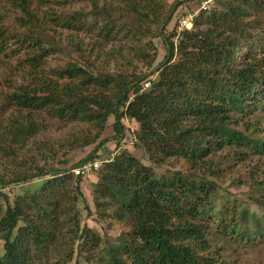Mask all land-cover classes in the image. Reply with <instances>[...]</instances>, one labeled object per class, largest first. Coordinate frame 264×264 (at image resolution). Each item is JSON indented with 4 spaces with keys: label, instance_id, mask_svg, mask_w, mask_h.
<instances>
[{
    "label": "trees",
    "instance_id": "1",
    "mask_svg": "<svg viewBox=\"0 0 264 264\" xmlns=\"http://www.w3.org/2000/svg\"><path fill=\"white\" fill-rule=\"evenodd\" d=\"M89 1L95 15L107 18L104 32L124 25L140 36L162 37L168 52L151 75L94 72L79 61L49 67L48 57L62 50L48 26L58 21L55 14H36L25 0H14L23 12L16 28L5 24L0 12V56L16 58L7 101L26 112L12 117L8 127L0 124V165L5 159L12 165L10 173L0 176V264H232L221 260L222 248L213 243L216 234L230 233L239 241L264 238V170L261 177L256 165L249 172L255 183L251 188H256L250 199L258 216L248 219L236 202L231 211L212 204L216 180H224L234 162L264 156V123L250 119L264 113V0H215L209 10L194 15L192 29L182 30L178 44L163 31L181 1L163 15L159 0H117L116 6L111 0L103 6ZM77 50L84 56L82 47ZM154 61L152 57L148 66ZM156 73L158 79L149 80ZM42 113L97 129L90 137L72 127L78 136L67 142L70 148L95 143L109 118L114 119L113 134L75 164L59 158L51 167L47 160L54 159L53 150L43 151L48 128L37 119ZM123 118L138 125L132 147L146 153L155 167L166 165V175L157 177L127 148L113 158L101 156L104 144L114 140L120 145ZM28 139L43 152V165L38 158L20 156ZM226 150L229 154L220 157L218 152ZM103 160L101 169L72 173ZM68 172L76 179L72 198L80 195L84 202L81 182L99 173L93 208L85 207L97 222L106 223L103 235L81 224L76 203L61 202L68 194L62 185ZM39 178L46 180L14 200L3 192ZM228 180L243 185L237 178ZM216 215L220 222L206 223ZM112 231H117L114 238L108 235Z\"/></svg>",
    "mask_w": 264,
    "mask_h": 264
},
{
    "label": "rangeland",
    "instance_id": "2",
    "mask_svg": "<svg viewBox=\"0 0 264 264\" xmlns=\"http://www.w3.org/2000/svg\"><path fill=\"white\" fill-rule=\"evenodd\" d=\"M31 11L39 15H44V12L55 14L58 21L55 23L50 21L48 26L52 30V35L62 46V50L56 54H52L48 57L49 67H59L66 63L79 61L81 64L91 67L94 72H109V73H125V74H135L141 76L147 74L155 69L160 62L164 61V58L168 52L167 46L163 41L162 37L153 38L151 36L136 34L133 30H130L124 25H117L110 33L104 32V26L107 23V18L104 15H95L93 13V7L89 0H25ZM105 0H99V6H103ZM180 2L181 5L173 12L172 18L169 24L164 28L163 34L167 39L173 40L175 44H178L181 38V32L184 30L180 28L178 20L182 17L184 12L189 10H195L194 12L199 13L197 0H159L157 2L160 14H167L171 5L175 2ZM14 0H1L0 1V12L4 16V23L18 28L19 24L17 18L23 15L22 10L13 4ZM115 6L119 3L117 0L110 1ZM50 11V12H49ZM52 20V19H51ZM156 30L157 25L153 26ZM186 29H192V25ZM175 37H174V36ZM80 46L84 50V56H80L77 47ZM101 47V48H100ZM94 50L92 55H90V50ZM105 53H111L110 56H106ZM177 51H175V58L177 60ZM155 57V61L151 66L148 63L151 58ZM0 62L3 63L0 67V124L8 127L12 124L11 118L16 116H23L25 111L18 112L15 107L10 106L7 101V90L8 83L11 80H15L14 64H16V58L0 56ZM94 64V65H93ZM93 65V68H92ZM151 75V74H150ZM13 77V78H12ZM157 73L150 76L149 80H157ZM10 90H8L9 92ZM264 114V113H263ZM262 113H257L251 115L250 119L254 121H261L264 123V115ZM36 116V115H34ZM37 119L44 120L47 125V133L45 134V145L43 146V151L49 152L51 148L53 150L54 159L47 160V162H53L50 164L51 167L56 166L57 160L60 158L68 159L69 165L75 164L82 158L86 157L90 152H92L97 143L103 139L112 136L113 128L112 124L114 119L109 118L105 123V127L100 132L98 139L93 144H89L86 147L77 146L75 149L70 148V144L67 143L71 140H75L71 128L79 131L80 134H88L90 137L94 136L97 129H94L91 124H81V123H69L62 122L56 119L49 118L45 113L41 115L38 114ZM125 126V136L120 140V145H116L114 140L104 144L100 149L101 156L106 158L109 155L111 158L120 154L122 148H127L131 150L137 157L141 159L143 164L152 167L155 175L157 177L164 175L166 165L162 168L155 167L154 163L151 162L149 156L142 152L141 150L134 149L133 142H135L138 130L137 123L131 121L129 118H123L122 120ZM78 133V134H79ZM78 135H76L77 138ZM34 141L28 139L24 148L20 151L21 157L29 158L35 157L39 159L37 164L43 165L45 160L42 159L43 152L38 149L37 146H33ZM66 144V145H65ZM64 146V147H62ZM51 147V148H50ZM46 148V149H45ZM42 149V148H41ZM220 157H224L229 154V151L218 152ZM56 154V155H55ZM8 161L9 159H5ZM3 160H0L2 162ZM5 163L0 165V176L7 175L10 173L8 170L10 168V163ZM12 161V160H11ZM10 161V162H11ZM251 161V162H250ZM105 160L100 162L99 169L103 167ZM256 165L257 176L261 177L262 171L264 170V156L254 159L247 158L244 161L237 162L232 165L230 169L225 174L224 180H216L218 187L216 192L212 195L213 206L216 210L227 209L231 211L232 203L236 202L238 207L248 212V219H252L253 215H259V209L255 203L250 199V195L255 192L256 188H251V185H255L250 175V167ZM182 169L186 171L185 167H171L170 170L178 171ZM166 175V174H165ZM224 176V175H223ZM99 173L95 172L91 179L83 180L80 184V189L83 193L86 203L82 200L80 195H77L76 201L72 198L75 194L76 189V179L71 172L63 175L65 179L62 185L67 187V196L62 199L61 202H66L67 204L76 203V212H80L81 224L85 222L90 228L97 230V232L103 235L106 230V223H100L96 221L95 216L88 215L85 204H88L93 208L92 202V189L93 184L98 180ZM67 178V179H66ZM229 178L238 179L243 185H237ZM44 178L35 179L30 182H26L20 185H11L3 189L11 200H14L17 195H24L25 189L31 188L35 185V182L42 184ZM256 187V186H255ZM25 197V196H24ZM41 195L38 196L40 200ZM67 198V199H66ZM43 201V199H41ZM219 216H213L207 219L206 223H212L214 220L220 222ZM229 219V218H228ZM225 219L226 221L228 220ZM226 223V222H225ZM224 222L223 226H226ZM215 223L213 231L211 227L210 231L216 233ZM220 230H221V226ZM217 228V227H216ZM65 231L63 232V234ZM68 235V234H67ZM111 238L116 237L117 231H112L108 234ZM62 237V234H61ZM213 243L217 248H222L220 255L221 260H225L227 263L232 264H264V238L254 237L252 240H236L233 234H228L227 236H222L218 233L213 239ZM2 244L0 240V256L2 255ZM104 256V255H103ZM106 257V256H105ZM98 264V263H97Z\"/></svg>",
    "mask_w": 264,
    "mask_h": 264
},
{
    "label": "built area",
    "instance_id": "3",
    "mask_svg": "<svg viewBox=\"0 0 264 264\" xmlns=\"http://www.w3.org/2000/svg\"><path fill=\"white\" fill-rule=\"evenodd\" d=\"M215 0H200V4L198 6V11H207L209 10L213 4H214ZM195 13H187L185 16H182V18L179 21V27L180 28H188L192 25V20ZM148 83H144V87H148ZM99 167V162H93V163H86L83 166L74 168L72 170V173L74 175H85V174H89L91 173L94 169H97Z\"/></svg>",
    "mask_w": 264,
    "mask_h": 264
},
{
    "label": "clouds",
    "instance_id": "4",
    "mask_svg": "<svg viewBox=\"0 0 264 264\" xmlns=\"http://www.w3.org/2000/svg\"><path fill=\"white\" fill-rule=\"evenodd\" d=\"M197 9H198V8H197ZM199 12H200V11H199ZM178 25H179V24H178ZM184 29H186V28H184ZM88 163H89V162H88ZM90 163H92V162H90ZM99 165H100V163H99ZM98 168H99V167H98ZM98 168H97V169H98ZM97 169H94V170H97ZM94 170H93V171H94Z\"/></svg>",
    "mask_w": 264,
    "mask_h": 264
}]
</instances>
